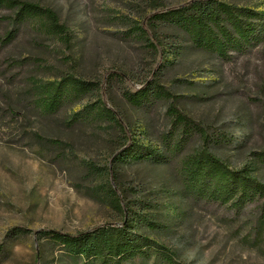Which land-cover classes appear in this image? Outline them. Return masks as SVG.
<instances>
[{
  "label": "rangeland",
  "instance_id": "374dc122",
  "mask_svg": "<svg viewBox=\"0 0 264 264\" xmlns=\"http://www.w3.org/2000/svg\"><path fill=\"white\" fill-rule=\"evenodd\" d=\"M24 1L55 11L68 40L14 23V12L0 8V264H82L35 232L100 226L164 245L176 264H264L258 205L204 203L179 177L184 157L206 151L264 183V41L219 59L150 19L193 0ZM221 1L264 21V0ZM10 31L15 36L1 43ZM64 77L96 89L53 112L37 108L35 90ZM148 82L172 97L125 99ZM92 104L111 119H74ZM169 104L227 140L206 146L193 135L168 150ZM148 149L164 160L144 159Z\"/></svg>",
  "mask_w": 264,
  "mask_h": 264
},
{
  "label": "trees",
  "instance_id": "16d2710c",
  "mask_svg": "<svg viewBox=\"0 0 264 264\" xmlns=\"http://www.w3.org/2000/svg\"><path fill=\"white\" fill-rule=\"evenodd\" d=\"M0 8L14 12L13 22L28 24L38 32L56 35L60 41L68 40V29L60 23L58 14L49 7L33 1L0 0ZM159 22L181 31L191 43L219 59H227L232 53L247 52L253 45L264 41V21L251 8L238 7L221 0H193L186 5L158 11L150 16ZM138 34L141 36L142 31ZM15 33L8 32L1 39L9 42ZM96 89V83L76 77H64L59 82L39 86L33 104L43 112H53L65 102L79 99ZM150 96L170 99L172 96L155 82H148L134 93L124 97L132 104H140ZM167 115L171 129L166 134L168 150L176 151L193 136L198 135L206 146L219 145L227 140L226 133L208 134L193 119L186 116L174 104H169ZM111 119V111L102 105L86 106L74 116L75 120L91 117ZM178 136L170 143L172 136ZM153 162L164 160L153 150L142 156ZM179 177L186 193L204 203L229 204L236 211L250 204H257L260 216L255 225L257 236L264 233V183L246 175L245 170H233L213 153L193 152L180 161ZM67 255L81 258L82 264H176L171 252L141 234L125 227L100 226L91 231L64 233L57 230H38Z\"/></svg>",
  "mask_w": 264,
  "mask_h": 264
}]
</instances>
